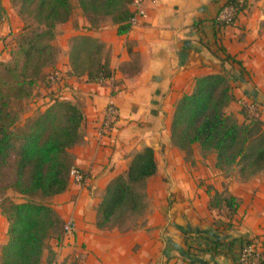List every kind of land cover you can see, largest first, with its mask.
Returning a JSON list of instances; mask_svg holds the SVG:
<instances>
[{
  "label": "crops",
  "instance_id": "0c3cea01",
  "mask_svg": "<svg viewBox=\"0 0 264 264\" xmlns=\"http://www.w3.org/2000/svg\"><path fill=\"white\" fill-rule=\"evenodd\" d=\"M227 1L143 0L145 17L123 35L110 17L88 16L79 7L57 26L52 43L65 79L59 95L84 115L82 139L68 156L86 182L80 186L70 178L64 193L49 198L47 205L63 223L74 220L76 234L70 243L62 234L51 239L42 264L56 257L61 264H238L241 245L250 242L264 252V172L243 179L218 170L215 163H185V151L171 139L176 104L193 91L198 78L224 73L231 80L229 73L250 72V79H236L243 88L235 90L237 101L227 109L239 123L245 121L240 102L251 98L244 89L247 82L255 80L263 88L264 0H240L243 9L234 23L220 25L217 16ZM0 3L12 16L9 0ZM20 26L2 21L0 33L17 32ZM80 38L88 40L87 47L72 63V47ZM101 65L110 73L104 82L90 77ZM110 100L119 110L118 122L110 135L100 136ZM146 147L154 149L158 170L147 181L140 211L100 227L107 185L125 174L131 157ZM216 193L238 200L232 220L224 208H210ZM7 233L0 209V264ZM201 237L223 246L218 252L205 250Z\"/></svg>",
  "mask_w": 264,
  "mask_h": 264
},
{
  "label": "trees",
  "instance_id": "16d2710c",
  "mask_svg": "<svg viewBox=\"0 0 264 264\" xmlns=\"http://www.w3.org/2000/svg\"><path fill=\"white\" fill-rule=\"evenodd\" d=\"M10 1L19 8L20 15L33 19L38 29L24 28L10 59L0 62V179L10 178L11 188L22 196L40 194L52 198L69 187L72 165L67 158L68 150L82 139L83 112L74 104L55 100L24 129L15 131L20 117L11 113L9 95L16 91L21 99L31 96L28 86H33L35 81L27 78H37L53 60L56 28L70 20L73 7L71 0ZM134 1L78 0V5L85 15L110 17L118 27V34L123 35L131 29L130 6ZM227 5L237 12L243 9L239 0H228L224 6ZM87 43V39H75L72 63ZM100 73L110 77L106 66L101 65L91 79H97ZM235 101L228 75L198 78L193 91L176 104L171 139L183 151L199 145L203 154H215L218 170L228 172L239 168L241 178L248 179L264 172V123L246 116L244 108L241 112L245 121L239 123L227 113ZM157 170L154 149L146 147L134 154L127 172L107 185L99 206L98 225L104 227L115 217L137 214L147 181ZM224 207L230 211L228 218L232 220L239 202L235 197L218 193L211 197V209L222 211ZM0 208L8 222V241L1 251V264H42L48 242L61 238L64 223L59 215L50 205L32 201L15 203L7 197L2 199ZM203 239L205 250L218 252L223 246Z\"/></svg>",
  "mask_w": 264,
  "mask_h": 264
},
{
  "label": "rangeland",
  "instance_id": "374dc122",
  "mask_svg": "<svg viewBox=\"0 0 264 264\" xmlns=\"http://www.w3.org/2000/svg\"><path fill=\"white\" fill-rule=\"evenodd\" d=\"M7 4V2H6ZM71 4L73 7V10L75 11L79 5H78V0H71ZM9 10L13 11L12 16H9V12L7 13L6 7L2 6V3H0V16L1 20L0 23L3 22H8L10 23V20L12 22L19 21L21 25L18 28L19 31L13 32V33H7V32H1L0 33V43L2 45L6 46V49L0 50V62L2 61H7L6 59L9 58L10 53L12 49L16 48V39L18 35L22 32L24 28H29V29H38V25L36 22L27 17V16H22L19 13V8L17 6H14L12 2L9 0L8 4ZM6 11V12H5ZM6 15H4V13ZM13 30V29H11ZM53 45V43H52ZM54 50H53V60L51 63L44 67L39 74L37 78H33L32 76H29L27 79H34L35 84L33 86H28V91H31V96L28 98H19V94H17L16 91H11L9 95V100H10V111L12 114H18L19 115V121L15 125L14 130L20 131L26 127L29 121L35 119L40 113H42L51 103H53L54 100H59L58 98L54 97L55 95L51 94L46 87V77L49 75L51 72L58 70V61H59V51L58 48L53 45ZM7 50L6 54L3 55L4 51ZM10 59V58H9ZM8 59V60H9ZM243 73L244 75H238L237 73H229L231 77V86L233 89V93L235 92L236 89H242L243 86L240 85V83L237 82V78L240 76L243 77L245 80L247 77L250 79V72L244 70ZM264 73L260 75L259 77V84H262L263 88H258L257 81L255 80L250 81L251 83L247 82L248 85L246 88H244L251 98L246 99V103L241 100V109L244 108V113L246 116L249 117H255V113H259L261 115V110L264 109ZM235 78V80L233 79ZM259 90V93H258ZM62 99V95H60ZM44 99H48V101H45ZM60 99V100H61ZM256 100V101H255ZM44 102L42 105H40L41 102ZM237 103V102H236ZM45 107L44 109H42ZM262 108V109H261ZM264 110H262L263 112ZM233 116V115H232ZM186 157H185V163H216V156L215 154L208 153V154H203L201 149H193L191 148L190 150L185 151ZM202 157V159H201ZM68 161H70V157L68 156ZM73 168V167H72ZM226 173V172H225ZM229 176H240L239 173V168L232 169L226 173ZM11 183L12 180L10 178H7L6 181H3L0 179V203L3 198L7 197L14 201L15 203H22L26 201H32L36 203H42V204H47L49 201V198H45L42 195H34V196H22L15 192L11 188ZM1 209V208H0Z\"/></svg>",
  "mask_w": 264,
  "mask_h": 264
},
{
  "label": "built area",
  "instance_id": "2783aa9c",
  "mask_svg": "<svg viewBox=\"0 0 264 264\" xmlns=\"http://www.w3.org/2000/svg\"><path fill=\"white\" fill-rule=\"evenodd\" d=\"M242 5V2L239 0ZM143 0H135L132 4L134 7L133 16L129 22L131 28L135 27L139 24L141 18L145 17L146 12L143 8ZM235 10L233 6L227 5L223 6L217 16L220 23L229 24L234 23L239 12ZM98 82H104L107 78L104 77L103 73H100L98 78L96 79ZM47 90L55 95L54 97L61 99L59 92H61L62 88L65 86V79L61 71L56 70L51 72L47 79ZM55 101V100H54ZM63 101V100H62ZM256 118L260 119V114L257 112L254 115ZM119 117V110L116 104L110 100L106 105L101 125L99 127V135L100 136H108L114 130ZM70 178L72 181L80 186H83L86 182L85 175L80 172L77 168L73 167L70 171ZM224 210L228 213L230 212L228 208L224 207ZM75 222L73 219L66 221L63 225L62 231V240L65 242H73L75 240ZM264 252L260 249L256 242L244 243L241 245L240 253L238 256V264H264ZM52 264H61L59 258H55Z\"/></svg>",
  "mask_w": 264,
  "mask_h": 264
}]
</instances>
